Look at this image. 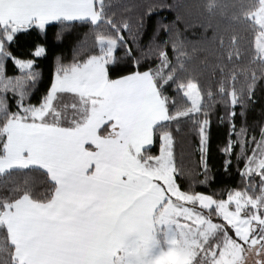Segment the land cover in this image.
Wrapping results in <instances>:
<instances>
[{"label": "snow or ice", "instance_id": "1", "mask_svg": "<svg viewBox=\"0 0 264 264\" xmlns=\"http://www.w3.org/2000/svg\"><path fill=\"white\" fill-rule=\"evenodd\" d=\"M50 42L72 59L33 102ZM258 92L264 0H0V264H264ZM214 114L239 177L226 195L197 190L215 179ZM185 126L196 144L177 153Z\"/></svg>", "mask_w": 264, "mask_h": 264}, {"label": "trees", "instance_id": "2", "mask_svg": "<svg viewBox=\"0 0 264 264\" xmlns=\"http://www.w3.org/2000/svg\"><path fill=\"white\" fill-rule=\"evenodd\" d=\"M147 0H118L119 5H135L140 3H146ZM117 11H122V7H118ZM138 9H133V12L130 14H134ZM159 16H163L166 19H172L173 15L167 11H162L160 13L153 14L149 23L150 25H154L156 20ZM82 31H86L82 29ZM203 30L199 27L189 28L183 33L184 39L189 42H196L200 40L203 36ZM149 33H146L143 37V41L146 42L148 39ZM33 42V38L27 35L22 34L18 40V43L13 46L12 50L20 57H28L30 54L31 45ZM91 43V41H89ZM57 55H62L65 61H71L72 59V51L68 46H56L51 42L48 45V53L45 58H42L38 61L39 68L42 71L43 78L41 83L37 86L39 91L35 92L32 97V101L36 102L39 99V96L43 93L44 88L48 85L49 79L52 73V65L53 60ZM8 75H18L16 69H14L11 65L8 68ZM203 82V81H202ZM179 99V98H178ZM261 107H264V93L258 92V102L255 107L249 111L248 114V124L250 129L254 131H258V124L254 125L253 121H259L262 117L260 114ZM219 113V109L217 110V114ZM214 114L212 117V129H211V141H210V164L213 166V170L215 172V179L212 182L210 187H199L197 190L205 191L209 194H224L230 188H238L240 187L239 184V177L235 174V170L233 169L232 176H226L223 174L222 171V160L223 157L219 152L218 145L222 144L226 140V129L219 125L216 120V115ZM178 144L176 151L177 153L180 152L181 147L188 152L191 151V148L196 144V138L193 134L187 133L186 126L185 131L180 134L178 137ZM198 160V155H192L191 157H185V163L188 166H193L195 162Z\"/></svg>", "mask_w": 264, "mask_h": 264}]
</instances>
